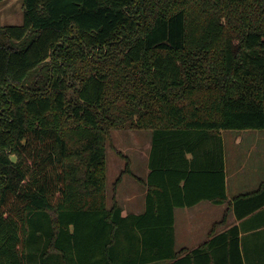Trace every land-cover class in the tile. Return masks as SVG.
Listing matches in <instances>:
<instances>
[{
	"label": "trees",
	"instance_id": "trees-1",
	"mask_svg": "<svg viewBox=\"0 0 264 264\" xmlns=\"http://www.w3.org/2000/svg\"><path fill=\"white\" fill-rule=\"evenodd\" d=\"M122 126L152 130L141 213L107 202ZM247 129H264V0H23L0 23V264H253L238 224L217 231L228 210L197 247L175 238V208L227 202L222 132ZM263 207L264 182L228 209Z\"/></svg>",
	"mask_w": 264,
	"mask_h": 264
},
{
	"label": "rangeland",
	"instance_id": "rangeland-1",
	"mask_svg": "<svg viewBox=\"0 0 264 264\" xmlns=\"http://www.w3.org/2000/svg\"><path fill=\"white\" fill-rule=\"evenodd\" d=\"M23 22V0H0V23L21 24ZM40 77L34 71L28 78L29 82L37 83ZM242 133V141H230V132ZM151 129H135L128 126L116 127L111 130V139L107 144V202L111 206L114 199L124 203L126 209L135 206L137 201L145 210L144 185L139 177H145L149 169V152L151 148ZM225 155L227 159V175L229 193L256 188L264 180V129L227 130L224 133ZM16 158L15 156H13ZM130 163L132 173L124 172ZM121 176V180H117ZM116 196V197H115ZM136 197L134 201L128 198ZM115 197V198H114ZM209 208L203 209V206ZM188 212L185 216V212ZM224 205L210 201H202L199 205L180 209L177 215L176 249L183 246H194L207 235L211 223L222 216ZM192 224V228L189 225ZM189 230L187 234L185 230ZM153 264H168L159 262Z\"/></svg>",
	"mask_w": 264,
	"mask_h": 264
},
{
	"label": "crops",
	"instance_id": "crops-1",
	"mask_svg": "<svg viewBox=\"0 0 264 264\" xmlns=\"http://www.w3.org/2000/svg\"><path fill=\"white\" fill-rule=\"evenodd\" d=\"M251 129H247L244 131H250ZM227 130H223V137H224V133ZM229 131V130H228ZM231 138L230 141H237L240 140L242 141L244 138V134L239 133V134H234V132H230ZM225 142V141H224ZM225 161H226V183H227V194H228V200L225 203H222V205H224V210L222 213V216L219 220H216L214 222L211 223V226L209 228V231L207 233V235L202 239V241H200L198 244L194 245V246H183L181 249H185V248H194L197 247L198 245L202 244L203 242H205L208 238H209V234L213 228V224L215 222H218L220 220H222L224 218L225 212L228 210L227 212V218L226 221L220 225L217 229V231H222L226 228H228L229 226H232L234 224H238L241 227V239H242V247H243V254L246 257H249L250 260H252L253 264H264V207L259 209L257 212H255L254 214L245 217L244 219H237L234 211L231 209L229 210V204L230 202L233 201L234 197L237 194L240 193H244V192H250V191H254L256 190L263 182L264 180L261 181V183L254 189L251 190H245V191H239V187H235V193L234 194H230L229 193V179H228V175H227V159H226V155H225ZM150 172V168L148 169V172L146 174L145 177H139L142 179H146L148 174ZM142 179L140 180L143 185H144V205L146 202V194H147V186L146 184L142 181ZM116 197V196H115ZM114 197V198H115ZM135 196L132 198H128L129 201H134L135 200ZM114 200H117V198H115ZM202 201H209V200H202ZM202 201L196 203L195 205L192 206H183V207H177L175 208V238H176V243H177V215H178V211L180 209H188L189 207H194L199 205ZM211 202V201H210ZM119 204L122 205L123 207V213L127 214V213H141V207L142 205L140 203H138L137 201H134L133 203L135 204V206L131 205V207H128V209L125 208L124 203H120ZM213 203V202H212ZM217 204V203H215ZM209 206H203V209H208ZM188 214H190L187 210V212H185V216H187ZM189 227H193L192 224L189 225ZM187 234L190 233V231L187 229L185 230ZM180 249V250H181Z\"/></svg>",
	"mask_w": 264,
	"mask_h": 264
}]
</instances>
